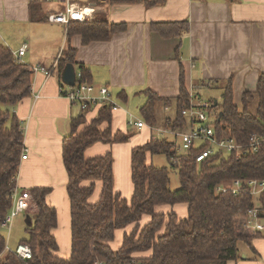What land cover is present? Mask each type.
I'll return each instance as SVG.
<instances>
[{
  "label": "trees",
  "instance_id": "trees-1",
  "mask_svg": "<svg viewBox=\"0 0 264 264\" xmlns=\"http://www.w3.org/2000/svg\"><path fill=\"white\" fill-rule=\"evenodd\" d=\"M95 1V0H93ZM97 1V0H96ZM165 0H107L109 4L140 3L145 7L160 5ZM51 8L46 3H30V20L46 21ZM44 12V17L40 12ZM151 31L162 38L182 39L188 32L187 20L153 21ZM126 30V23L109 22L100 18L70 21L66 26V40L73 35L81 37L86 45L92 41L109 40L112 35ZM179 45L174 58L179 59ZM76 50L67 43L56 61L60 75L67 66H73ZM77 68L89 80L90 72L82 63ZM32 66L13 55L0 43V264H226L238 257V242H250L261 234L247 227L248 212L254 203L247 192L233 194L217 192L215 187L234 179L264 177V142L255 152L248 146L250 137H264V72L258 76L253 92L244 91L241 110L233 102L231 81H226L221 100L207 108L211 112L212 128L216 138L231 137L241 147L235 151H214L200 162L197 154L207 146L205 141L193 143L181 151V144L167 136L151 137L130 152V180L132 193L122 197L114 189L113 156L111 146L124 142L127 133L112 128L110 106L80 110L70 121V131L62 139L61 158L66 174V194L69 201L70 252L63 258L57 254L54 235L57 212L46 196L50 187H31L30 208L25 236L18 244H27L31 256L21 259L8 249L1 225L12 205V194L23 147L22 122L12 107L31 91ZM146 100L139 107L141 118L151 125L159 124L158 114L164 106L173 108V115L161 118V127L181 131L194 127L182 109L188 108L190 94L179 75V94L163 97L155 91L144 90ZM124 98V96H122ZM256 100V109L249 105ZM94 112L91 119L86 113ZM211 116V115H210ZM175 137V136H174ZM95 143L108 146L105 153L86 157L85 150ZM147 153H160L177 169L179 187L170 189L169 169L146 162ZM97 183L98 196L92 200ZM183 206L184 214L158 206ZM158 207V208H157ZM260 216L264 217V192L260 195ZM166 211V212H165ZM147 217V218H145ZM122 231L117 248L112 247L115 233ZM118 232V231H117Z\"/></svg>",
  "mask_w": 264,
  "mask_h": 264
},
{
  "label": "crops",
  "instance_id": "crops-1",
  "mask_svg": "<svg viewBox=\"0 0 264 264\" xmlns=\"http://www.w3.org/2000/svg\"><path fill=\"white\" fill-rule=\"evenodd\" d=\"M83 1L84 5L94 8L93 18L125 22L126 30L112 35L109 40L86 45L81 43L79 35H73L67 42V25L30 20V3L44 2L51 11L61 8L57 3L0 0V43L12 51L26 43L21 59L32 67L50 69L48 75L33 72L29 96L12 107L22 122V143L28 149L26 159L20 160L18 166L17 190L50 187L46 200L56 212L60 206L65 212L69 210L61 158L62 139L70 131L71 119L80 112L77 105L60 93V87L67 84L54 66L67 43L76 50L73 74L82 63L90 72L89 81L96 88L106 86L114 101V97L126 101L136 94L145 95L146 89L163 97L177 96L182 72L184 85L194 102L201 100L193 95V88H220L222 92L226 81L230 80L233 102L241 110L242 93L253 92L259 74L264 72V0H165L153 7L140 3L109 4L107 0ZM39 12L44 17V12ZM179 20H187L189 24L188 32L180 40L162 38L150 29L153 21ZM11 26L17 29L14 36L9 35ZM178 45L179 59H176L174 51ZM169 108L164 106L166 110ZM249 109L255 111L256 100ZM126 114V109L118 105L112 112V128L124 124ZM93 115L89 112L86 118L91 119ZM148 131L142 140L151 134ZM110 148L112 151V146ZM107 149V145L95 143L84 154L93 157ZM113 171L115 173V160ZM178 208L183 209L179 206L177 212ZM120 240L121 232L118 243ZM237 246L238 257L226 264H264V234L253 237L248 243L239 241Z\"/></svg>",
  "mask_w": 264,
  "mask_h": 264
},
{
  "label": "built area",
  "instance_id": "built-area-1",
  "mask_svg": "<svg viewBox=\"0 0 264 264\" xmlns=\"http://www.w3.org/2000/svg\"><path fill=\"white\" fill-rule=\"evenodd\" d=\"M46 2H54L57 5H60L61 8H55L49 12L47 20L53 23H60L67 25L70 21H83L93 18L94 8L89 5H84L83 0H45ZM27 48V44L24 43L17 50L12 51L13 55L17 58H20L24 55ZM56 66V63L54 64ZM33 72L41 71L44 74L48 75L50 69H47L44 66H33ZM74 84L66 85V87H60V93L64 95L72 104L77 105L80 110H88L99 107L110 106L112 110L118 108L116 102L112 99L111 94L106 86L96 88L87 78L82 76L80 70L76 72L73 77ZM198 107H204L205 104L201 102H194L190 99L188 108L182 109V114L188 120L197 121L194 127H190L187 131H169V129L150 127V129H155L159 134H171L175 137L181 138V149L185 150L201 141H205L207 146L204 147L196 156V162H200L205 157L210 155L214 149H220L225 152L235 151V155L242 153L241 147L234 141L231 137H221L216 138L213 128L211 112L206 113L207 111L201 110ZM131 123V122H130ZM138 128L144 126V122L137 120L134 122ZM264 142V137L257 135H252L250 137V144L248 150L250 152H255L258 145ZM28 149L23 145L20 160L26 159ZM215 191L225 192L231 191L233 194L239 192H247L254 203L252 209L249 210L248 216L246 219L247 227L254 232H259L264 234V217L260 216L261 207H260V195L264 192V177L261 179L254 178H245V179H234L226 184H219L215 187ZM31 194L29 190L22 189L17 190V186L14 188L12 194V205L7 213L1 227L10 228L9 223L11 220L18 215L20 212H26L30 208ZM15 254L21 259H27L31 256L30 247L27 244H18L15 248ZM94 264H101V262L96 261Z\"/></svg>",
  "mask_w": 264,
  "mask_h": 264
},
{
  "label": "rangeland",
  "instance_id": "rangeland-1",
  "mask_svg": "<svg viewBox=\"0 0 264 264\" xmlns=\"http://www.w3.org/2000/svg\"><path fill=\"white\" fill-rule=\"evenodd\" d=\"M21 27V26H20ZM23 30V28H21ZM17 29H15L13 26L9 29V35L14 36V32L16 33ZM192 91V87H190ZM197 89V90H196ZM193 95L197 97L198 100H201L200 102L202 104H205V106H210V100H221V89L220 88H209V87H203L200 86L198 88H193L192 91ZM116 103L121 106L122 108L126 109V121H124V124H121L120 127L114 126L113 129H120L127 133V139L124 142L114 143L112 144V156L113 160H115V173L114 174V189L118 191L122 197L129 198L132 193V182L130 180V170H129V162H130V151L132 147H135L137 145H141L145 143L151 135H155L156 137H163L164 135H161L158 133L156 128H160L161 126V118L163 119L165 115H172L174 110L173 108H169L168 110L164 109L162 107L160 109V114H158V121L159 124L157 125H149L144 122V120L141 118L139 107L145 102L146 96L145 95H133L132 97H129L126 101L123 100H117L116 97H114ZM94 114V112H92ZM208 113V112H206ZM86 114H89L86 113ZM212 117V114H211ZM88 120V119H87ZM137 120H141L144 122L143 128H138L136 125H134V122ZM131 122V123H130ZM150 127H156L155 129L150 130ZM190 127L184 128L181 131H187ZM147 130L151 132L149 133L145 138V140H142V136H145ZM148 131V132H149ZM169 139H174L176 143L181 144V138L180 137H174L171 134H165ZM183 151V150H181ZM101 155V154H100ZM129 159V161H128ZM146 162L152 163L157 166H167L169 169V183L168 187L170 189H175L179 187V176L177 173V169L170 165V163L166 160L165 156L162 154H151L147 153L146 155ZM123 173V177H122ZM122 177V179H120ZM100 191V184L97 183L96 188L94 190V193L91 197L92 200H94ZM161 207L162 210H168V209H174L176 211V208L179 207V205H175L173 207L171 206H158ZM157 207V208H158ZM183 207V206H181ZM178 215L182 216L184 214V210L182 208H178ZM165 211V212H166ZM57 215H58V224L55 229V236L58 243V251L57 254L63 258H66L69 256L70 251V228H69V210L68 212H65L63 210V207L60 206L57 208ZM147 218V217H145ZM27 217L25 212H20L18 215H16L11 222L9 223L10 228L3 227L1 229L2 233L5 236L6 239V245L8 249L15 250L17 247L19 241L21 238L25 236V226L27 225ZM118 231V232H117ZM115 233L114 241H112L111 245L113 248H117L119 245V237L120 232L117 230ZM122 234V231H121Z\"/></svg>",
  "mask_w": 264,
  "mask_h": 264
},
{
  "label": "water",
  "instance_id": "water-1",
  "mask_svg": "<svg viewBox=\"0 0 264 264\" xmlns=\"http://www.w3.org/2000/svg\"><path fill=\"white\" fill-rule=\"evenodd\" d=\"M73 70H72V67L71 66H67L65 71L63 72V75H62V78H63V81L68 84V85H73L74 84V81H73ZM217 103V100H214V103L213 105H215Z\"/></svg>",
  "mask_w": 264,
  "mask_h": 264
}]
</instances>
